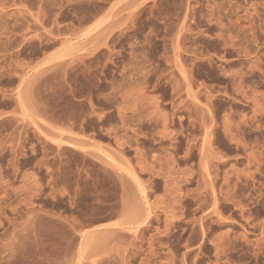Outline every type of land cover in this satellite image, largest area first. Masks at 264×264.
Here are the masks:
<instances>
[{"label":"rangeland","instance_id":"obj_1","mask_svg":"<svg viewBox=\"0 0 264 264\" xmlns=\"http://www.w3.org/2000/svg\"><path fill=\"white\" fill-rule=\"evenodd\" d=\"M0 264H264V0H0Z\"/></svg>","mask_w":264,"mask_h":264}]
</instances>
